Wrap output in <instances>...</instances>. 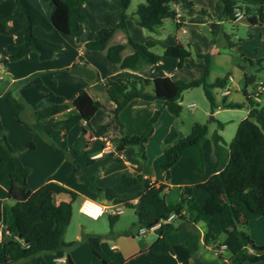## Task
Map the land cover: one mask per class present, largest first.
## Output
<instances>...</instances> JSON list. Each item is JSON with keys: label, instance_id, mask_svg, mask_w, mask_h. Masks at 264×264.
<instances>
[{"label": "trees", "instance_id": "16d2710c", "mask_svg": "<svg viewBox=\"0 0 264 264\" xmlns=\"http://www.w3.org/2000/svg\"><path fill=\"white\" fill-rule=\"evenodd\" d=\"M85 0H53L55 11L52 18L31 0H16L17 10L24 13V40L19 44L8 47L9 56L17 60L27 55L31 50L40 53L42 59H50L62 47L54 42L39 37L35 32L36 25H42L48 30L57 29L68 35H79L82 31L81 19L82 4ZM216 17L211 22V32L217 33L224 21H237V12L242 11L248 21L253 24L264 23V0H215ZM1 2V0H0ZM179 0H145L137 6L135 15L137 23L149 31H158L167 18H173L177 27L182 25V18L178 16L175 7ZM123 13L121 23L113 28L103 27L98 35L86 43L89 49L106 50L108 58L117 63L122 69H137L143 64L156 63L162 55L155 52L156 40L144 43L136 41L128 33L126 20L133 17L128 13L131 0H122ZM190 13L199 11L208 13L205 8H190ZM7 19L1 20L2 25ZM116 29L126 32V40L111 44L110 40ZM131 52L124 54L126 48ZM189 45L178 42L164 49L163 55L178 59L179 67H183L185 59L191 56ZM205 60L202 75L198 78L184 81L172 76L148 77H117L109 78L103 85L115 105L109 108L107 119L98 129H93V135L104 137L114 144L115 151L121 154L129 146H138L145 156V144L152 135L155 123L160 112L156 111L149 120L146 129L140 134H126L120 112L134 98L163 100L166 107L176 116L182 112L183 93L193 87L202 86L205 95L214 110L219 104L213 93V87H225L231 74L218 78L215 82L208 81L211 55L198 53ZM242 56L246 58L244 54ZM252 64L264 67V58ZM247 82L255 79L254 75L245 73ZM41 87L43 84L38 80ZM248 115L239 124L235 137L229 145V156L224 151L225 139L221 134L223 122L213 130L211 138L214 152L218 159L224 163V168L212 174L206 181L196 185H183L180 199L176 203L166 200V184L146 180L145 189L139 195L136 203L131 199H123L112 188L98 187L92 177L80 175L88 186L99 195L108 198L116 204H125L132 207L138 217L133 226L151 228L161 224L162 232L170 225L177 223L178 232L182 235L183 245L191 256V264H217L215 260L208 261L201 254L204 245L225 243L231 252L234 263L264 262V245L259 246L248 231L251 220L264 217V105L257 99V94H251L245 89ZM6 102L12 114L28 130L40 133L53 144L60 153L79 151L80 148L91 144V140L84 136L79 138L77 145L69 148L67 134L79 123L90 121L95 113L105 103L95 99L86 89H80L71 99L74 112L60 118L59 115L69 108L67 103H54L52 105L35 109L31 120L23 118L25 103L15 98L11 92L4 93ZM239 103L223 101L225 107H239ZM87 131V130H86ZM208 133V124L194 122L191 130L182 139L174 142L178 136L177 126L174 125L166 134L165 141L170 145L165 149L160 166L165 172L166 179L171 176L172 166L182 157H192L199 172L204 171L205 158L203 142ZM0 143L2 146L1 161L11 165L9 196L13 204L6 207V226L12 236L6 239L1 247L0 264H9L12 261L47 264L45 254L54 253L57 256H66L67 264H76L68 250L77 241H66L65 233L70 224L73 207L72 201L77 192L66 185L50 180L35 190L28 183L30 167L26 166L20 152L12 146L8 139L7 130L0 116ZM34 148V142H28ZM91 162V159H89ZM79 172V170H77ZM195 187H201L208 193L203 202H198L193 194ZM71 196V200H63L60 194ZM172 213L175 218L170 223H164ZM2 212L0 211V217ZM206 225V232L202 236L199 223ZM132 226V227H133ZM125 234H134L133 228L124 231ZM226 235L223 242L221 235ZM104 235L85 232L86 240L93 253L105 263L109 257L103 250ZM153 254H172L174 245L162 233L159 240L150 248ZM221 257V256H220Z\"/></svg>", "mask_w": 264, "mask_h": 264}, {"label": "crops", "instance_id": "0c3cea01", "mask_svg": "<svg viewBox=\"0 0 264 264\" xmlns=\"http://www.w3.org/2000/svg\"><path fill=\"white\" fill-rule=\"evenodd\" d=\"M31 1L34 2L48 18H52L55 11L53 0ZM190 3H192V1H190ZM209 4V8H213L214 12L212 11V17L214 18L216 17V1L213 5L212 3ZM175 7L178 11V16H182L178 10L179 3L175 4ZM122 13V0H85L82 4V31L79 35H68L57 29L48 30L42 25L35 26V32L39 37L58 42L62 45L52 58L42 59L38 51L31 50L24 57L12 60L9 56L8 47L11 44H19L24 40V13L17 10L16 0H1L0 21L4 19H7V21L5 25L0 23V59L3 61L6 69L0 76V116L2 114L6 117V119H8V115H10L9 113L11 110L4 96V93L7 91L11 92L15 98L24 103H28L33 109V112L35 109L46 107L54 103H67L69 104V108L59 115L60 118H63L74 112V108L71 106L72 97L80 89H86L95 99L103 101L106 106L100 108L95 113L90 121V126L85 122H82L72 128L70 132L76 127L82 126L84 128V132L89 133V130L93 131V129L96 130L101 126V124L108 117L109 108H112L115 105L114 101L110 98L106 87L103 85V82L107 79L117 77L154 78L157 76H172L176 78L174 73L175 66L172 61L161 58L156 63L143 64L137 69H122L117 63L112 62L108 58L106 50L89 49L86 47V43L93 40L103 27L113 28L118 26L122 21ZM243 17L245 18L246 16L243 14L238 17L236 23H238ZM136 19L137 15H134L126 20L128 33L131 34L133 39H135V37L132 31L135 30L141 32V30H139L140 25L137 23ZM117 32L121 37L120 42L125 41L127 36L126 32L122 29H116L114 35ZM141 33L143 34V32ZM114 35L112 37H114ZM135 40L138 41L137 39ZM130 52L131 50L126 48L124 54H128ZM74 65H86L94 69L96 72V78L89 79L82 74L72 73L70 71V67ZM38 80L43 84V87L39 85ZM226 91L228 92L229 89ZM247 108L245 116L249 113V107ZM156 111H159L160 115L155 123L152 135L145 144V156L138 146V148L127 147L121 154H118L121 164H119V167L116 168V171L114 172L116 185H111L109 183L106 185H97L98 187L112 188L123 199H131L132 202H134V200L138 199L139 195L145 189L146 180L154 181L158 184L164 183L166 184L165 192L167 202L176 203L180 199L181 187L183 185H196L204 182L212 174L219 172L224 168V163L215 155L211 136L208 137L206 135L203 142L205 158L204 171L199 172L196 169L195 162L192 157L184 156L172 166L171 176L169 179H166L165 172L160 166V162L163 159L165 149L170 145L165 141V136L176 124L177 116L166 107L163 100H148L136 97L132 99L120 112V118L124 123V132L126 134H140L146 129L149 120ZM242 119H240L239 122ZM93 122L96 123L94 126H92ZM16 126L17 130L20 131L21 145H16L15 147L13 143L14 141L12 142V145L16 149L20 148L17 150H20L21 159L26 166L27 164L24 161V154H26V149L28 150V142H34L35 147L31 148L33 151H36L39 148V145H44V143L47 144L45 145L48 146L49 151L52 149L50 147L55 148L53 144L45 139L40 133L28 130L25 126L26 130H23L24 128H22L20 124H16ZM177 128L178 136L174 142H177L188 135L182 132L179 127ZM159 129H162V132L164 133L162 137L159 136ZM223 129L220 131L222 135ZM11 133V131L9 134L7 133L8 139L10 137V140H14ZM89 136L92 143L94 137L96 136ZM96 138L103 141V145L101 148H97L92 151L89 158L91 159V162L88 159L89 164L92 165L96 164L97 161L104 157V155L108 152L117 153L114 150V144L111 141L109 142V140L104 137ZM25 144H27V146ZM224 151L226 156H229V148L225 145ZM1 153L2 146L0 145V157ZM100 165H102L101 173L107 171L109 168L107 164L105 165V163ZM10 171L11 165L9 163L2 162L0 159V211L2 212L0 221L5 223L6 207L8 206L7 200L10 198ZM30 175L31 172L28 175L29 185ZM50 179L51 178L44 179L39 183H35V185H30V188L35 190L44 183L48 182ZM80 192L86 195L84 199L87 197L95 199L98 195L101 197L102 203L107 204L108 206L114 204L113 201L99 195L96 191L90 189L89 187L82 188V191ZM193 194L198 202H203L208 197V193L201 187H195ZM134 223L136 222L133 221L132 226ZM132 226L112 232L114 241L111 243L109 248L111 255L107 254L108 249L106 248L104 240H102L103 250L109 257L107 263L93 253L89 243L85 240L86 244H84V251L85 258L87 259L86 262L89 264H191V256L188 253L187 248L183 245L182 236L176 235V231L170 227L171 225L163 232L161 224L159 223L151 228L144 227V231L142 233L139 232V228L138 230H134V234H125L124 231L134 228V226ZM199 227L201 229L202 236H204L206 232V225L203 222H200ZM162 233L174 245V253L157 255L150 252V248L159 240ZM225 238L226 235H221L220 241L223 242ZM3 243L4 241L1 240L0 251ZM73 246L69 249L73 248ZM112 246H115L116 249L112 250ZM211 246L213 249L212 244ZM215 253L218 255L217 259L209 260L203 255L202 256L208 261L215 260L217 264L233 263L229 249H224L220 254L217 252ZM69 254L76 264H80L79 260L82 259L78 253L76 254L74 251H71ZM45 258L47 260V264H67L66 256L60 257L54 253H47L45 254ZM252 263L263 264L264 262L247 261L242 264ZM9 264L36 263L12 261Z\"/></svg>", "mask_w": 264, "mask_h": 264}, {"label": "rangeland", "instance_id": "374dc122", "mask_svg": "<svg viewBox=\"0 0 264 264\" xmlns=\"http://www.w3.org/2000/svg\"><path fill=\"white\" fill-rule=\"evenodd\" d=\"M144 1L145 0H131L128 13L134 16L138 4ZM190 1H192V3H190ZM214 2L215 0H179L178 10L180 15L183 16V18L181 16L182 25L180 27H177L176 21L173 18H167L164 21V24L159 27L158 31L152 32L140 26L139 30H141L144 35L135 30L132 32L134 33L135 39L139 42L144 43L148 40L157 41V46L153 48V50L161 54L163 59L173 62L175 66L174 73L177 79L189 81L202 75L205 60L200 58L198 53H208L211 55L210 72L208 75L209 82L213 83L218 78L231 74L227 86L213 87V93L219 104L214 110L211 109L202 86L186 90L183 93V99L181 101L183 109L181 114L176 117L175 124L182 132L188 134L195 121L207 123V136L210 137L213 130L217 128L218 122H223V135L226 140L224 145L229 148L231 141L235 137L239 120L246 117L245 115L246 110L248 109V104L244 92L245 89L251 94L256 93L260 104L264 105V67L250 62V60H253L256 63L259 59L264 58V23L254 26L246 17H243L238 23L224 21L220 30L216 34L212 33L211 22L214 18L212 17L213 8H209V3H212L213 5ZM193 5L197 8L204 7L208 13L199 11L190 13L189 10ZM120 41L121 37L117 32L110 40V43L114 44ZM179 41L185 45H189L192 52L191 56L185 59L182 68H179L178 59L163 55L164 49L167 46L176 44ZM127 49L131 50L130 47ZM242 54H244L247 59H245ZM245 73L254 75V81L247 82L245 79ZM228 89L229 91L227 92L226 90ZM224 100L228 103L237 102L241 105L239 107H225L223 106ZM25 105L26 108L23 113V118L31 120L33 109L26 102ZM9 114L8 119L1 114L2 123L8 134L10 131L12 132L11 135L14 140L11 139V141L9 137V141L11 144L14 141L13 143L16 147V145H21L20 131L17 130L18 125L16 126V124H20V126L24 128L23 130L26 129L24 125L12 115L11 111ZM95 124L96 123L93 122L92 126ZM89 135H93L91 130L87 133L84 132L82 126L76 127L67 136L66 141L69 148L71 149L77 145L81 136L89 139ZM163 135L164 133L162 132V129H159V136L162 137ZM45 144L46 143H44V145L40 144L36 151H33L27 146V144H25L28 150L26 149V154H24V161L31 169V186L44 179L51 178L50 180L58 181L77 192L76 198L72 201V218L65 233L66 241L69 242L76 240L77 243L71 248L72 250H68V253L71 251H74L76 254L78 253L82 259L79 260V263L89 264L86 262L87 259L85 258L84 244H86V241L83 239V234L89 232L104 235L103 240L108 249L107 254L111 255L109 248L114 241L112 232L122 230L129 226L131 227L133 221H138V217L134 208L126 206L125 204H121L124 206V211L119 215L112 214L110 209L106 210L99 219H93L82 213L80 207L86 195L82 194L80 191H82V188L89 186L81 179L80 175L92 177L94 183L98 186L109 183L111 185H116L114 172L116 171V168L119 167V164H121L118 153L108 152L104 157L100 158L96 164L92 165L88 162L92 151L101 148L103 145V141L96 137H94L91 144L80 148L78 152L69 150L66 153H59L53 147H50L52 149L49 151L48 146H46L47 144ZM129 147L138 148L136 145ZM18 151L20 152V150ZM104 163L105 165L107 164L109 168L107 171L101 173L102 165L100 164ZM77 170H79V172ZM59 196L63 200L72 199L70 195L65 193H62ZM95 200L101 202V197L97 195ZM13 202L14 200L12 198L7 200L8 205ZM176 225L177 223H174L170 227L176 231V235L182 236L177 231ZM138 229V226L133 228V230ZM248 231L257 245H264V217L261 216L251 220L248 225ZM201 254L209 260L218 258V255L213 251L211 245H204ZM232 264L236 263L233 262Z\"/></svg>", "mask_w": 264, "mask_h": 264}, {"label": "built area", "instance_id": "2783aa9c", "mask_svg": "<svg viewBox=\"0 0 264 264\" xmlns=\"http://www.w3.org/2000/svg\"><path fill=\"white\" fill-rule=\"evenodd\" d=\"M243 13L241 11L237 12V18L242 16ZM5 65L3 61L0 59V76L4 73L5 71ZM108 140V139H107ZM110 142V140H109ZM138 199L134 200V203H136ZM124 206L121 204H112L108 206L107 204H104L100 201H97L93 198H85L81 204L80 210L82 213L85 215L93 218V219H99L105 212L106 210L110 209L112 214L119 215L124 211ZM176 214L172 213L168 218L164 220V223H170L174 218ZM144 231V227H141L139 229V232L142 233ZM12 236V233L7 229L6 223L3 221H0V241H5L6 239L10 238ZM213 249L215 252L220 254L224 249H228L227 244L225 243H213ZM116 247L112 246V250H115Z\"/></svg>", "mask_w": 264, "mask_h": 264}, {"label": "water", "instance_id": "95a60500", "mask_svg": "<svg viewBox=\"0 0 264 264\" xmlns=\"http://www.w3.org/2000/svg\"><path fill=\"white\" fill-rule=\"evenodd\" d=\"M70 71L74 74H82L89 79L96 78V72L94 69L86 66V65H74L70 67Z\"/></svg>", "mask_w": 264, "mask_h": 264}]
</instances>
